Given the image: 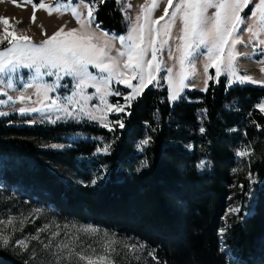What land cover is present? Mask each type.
Masks as SVG:
<instances>
[{
    "label": "trees",
    "instance_id": "trees-1",
    "mask_svg": "<svg viewBox=\"0 0 264 264\" xmlns=\"http://www.w3.org/2000/svg\"><path fill=\"white\" fill-rule=\"evenodd\" d=\"M127 2L97 4L100 29L127 30ZM262 102L264 86H228L220 78L174 102L166 86L145 88L130 108L113 116L123 128L115 122L30 124L15 113L0 116V219L30 214L35 222V208L59 222L95 224L154 249L155 259L144 264H264ZM53 142L67 145L51 147ZM245 148L250 155L239 156ZM231 194L240 209L227 228ZM26 261L49 260L43 253L33 256L30 248L0 246V264Z\"/></svg>",
    "mask_w": 264,
    "mask_h": 264
},
{
    "label": "snow or ice",
    "instance_id": "snow-or-ice-1",
    "mask_svg": "<svg viewBox=\"0 0 264 264\" xmlns=\"http://www.w3.org/2000/svg\"><path fill=\"white\" fill-rule=\"evenodd\" d=\"M26 2L33 6V21L35 10L43 9L50 16L53 13L58 15L70 13L78 27L66 32V25L62 26L39 44L34 43L28 36L16 35L8 32L7 29L3 35H0V44L7 41V46L0 48V86L7 89H15L18 84L23 88L35 87L36 94L42 96L40 103L43 105L44 101H49L51 104L47 109L43 106L22 107L19 109L21 115L42 111L71 115L67 106L50 100L48 92L52 90L51 85L31 82L41 80L45 75L55 76L57 80L62 76H70L75 79V85L72 94L65 97L68 104H78L80 112L89 119L98 120L103 127H109L112 122L108 121L107 113L125 112L149 84L159 82L157 74L162 71L171 89L170 99H178L180 92L188 86L186 81L195 71L191 58L198 46L206 49L207 62L204 64V73L207 75L209 68L215 69V77L207 75V80L216 79L218 82V77L223 74L229 77L230 82L264 84V81H258L251 75H240L235 64L240 55L236 46L243 42L238 33L247 19H252L254 23L247 26L246 31L251 34L255 43L264 47V39L260 38L264 34V0H259L258 3H253V0H177L174 8L173 0H166L167 6L158 19L153 17L162 0H147L135 21L129 23L124 35L110 34L100 29L94 13L96 5L103 3V0H88V2L54 0L53 3L39 0L38 4L34 0H26ZM250 3H253L250 17H241L240 13ZM169 8L173 9L171 13L168 11ZM210 9L215 10L214 14H209ZM161 21L165 22L161 25ZM177 21L181 25L180 34L177 36V40L180 41L177 46L179 70L174 72L173 68L163 63L160 54L172 38V30ZM3 23L8 24V20L4 19ZM113 41H118L121 45V48L116 50V55L111 54L114 48ZM90 67L96 69L100 75L90 72ZM21 69L29 70L27 81ZM261 71L264 72V68ZM126 73L131 75L126 77ZM133 79L137 81L135 86L130 82ZM113 81L125 84L131 92L121 94L119 91H112L109 85ZM55 86L59 87V85ZM89 86L95 88L100 96V102L104 105L98 113L87 108L88 101L92 99L91 96L85 95V89ZM204 90L206 91L207 88ZM3 94L7 96V101H13V97L7 92ZM111 95H123L125 103H109L106 97ZM26 99L31 97H26L23 93L18 97L20 102ZM4 103L6 101L0 100V104ZM258 107L264 112V102ZM0 115L7 113L0 112ZM115 123L121 128L124 127L122 120H117ZM149 139L141 141L140 146L147 145ZM109 147L110 145H105L103 148L106 154ZM237 154L244 157L250 155V151L245 148L239 150ZM144 164L146 165V161ZM197 167L203 168L204 161H201ZM95 182L92 181L93 184ZM230 211L238 212L239 209L232 208ZM39 212L40 209H34L31 216L38 218ZM29 219V216H23L17 220V217L12 215L0 219V224L5 227L11 226V233L6 234L0 230V246L7 247L12 241V233L17 231V225L22 231L25 222ZM40 232L47 233V242L40 237ZM33 240H36L51 257V260L46 261L45 264H130L131 260L140 259V253L146 247L138 240L119 237L115 231L90 224L78 225L75 222L65 223L62 228L55 221L51 224H43L35 233H29L15 240L14 246L26 251ZM154 251V249L150 250L149 254L152 255ZM32 255L34 256L35 252ZM153 259H155L154 255ZM25 264L28 262L26 261Z\"/></svg>",
    "mask_w": 264,
    "mask_h": 264
},
{
    "label": "rangeland",
    "instance_id": "rangeland-1",
    "mask_svg": "<svg viewBox=\"0 0 264 264\" xmlns=\"http://www.w3.org/2000/svg\"><path fill=\"white\" fill-rule=\"evenodd\" d=\"M49 3H53L54 0H48ZM85 2H88L85 0ZM147 0H128L127 6L125 9V16L128 22V27L130 22H134L137 15L140 14L141 7L145 5ZM177 0H173V8L175 7ZM259 0H253V3H258ZM253 3H250L247 7L243 9V11L240 13L241 17H250L251 12L253 11ZM38 4V3H37ZM166 0H162L160 3L158 9L154 13V19H158L160 16L163 15L164 9L166 7ZM173 9L169 8L168 11L171 13ZM214 9L209 10V14H214ZM33 13L34 9L31 3L26 2V0H0V35H3L5 33V29H7L8 32H13L16 35L21 36H28L32 39V41L36 44L41 43L42 41L48 39L51 35H53L56 31H58L62 26H65V31L67 32L70 29L77 28L78 24L74 17L68 13L64 15H58L56 13H53L51 16L48 15V13L43 10H35V20L33 21ZM95 15V13H94ZM7 19L8 24H4L3 20ZM167 20V17L165 18ZM165 21H161L160 24L162 25ZM254 23L252 19H247L245 22V25H242L240 27L238 35L240 36L242 43L237 44L236 50L240 53V55L237 57L235 64L238 67L239 74L240 75H251L254 79L258 81H264V72L261 71L262 68H264V47H262L260 44L255 43L253 37L250 33L246 31L247 26H251ZM127 27V29H128ZM156 27H160V25H156ZM181 25L180 22L177 21L176 26L172 30V38L169 40L168 44L164 46L163 52L160 54V59H162L163 63L167 65L168 67L173 68V71L176 72L179 70V52H177V46L180 43V41L177 40V36L180 34L179 29ZM93 28H95V25H93ZM23 29L24 31H20ZM102 30V29H101ZM104 31V30H103ZM127 30L120 32V33H114L116 35H124ZM112 34V33H110ZM261 39H264V34L261 35ZM114 48L112 49L111 54L116 55V50L121 48V45L118 41H113ZM7 41H4L3 44H0V48L6 47ZM227 51V50H226ZM150 56V54H149ZM192 63L194 65V73L190 76V78L186 81V84L188 85L185 87L179 94L178 99L172 100L170 99L171 96V89L167 81V77L165 73L162 71L157 74L158 83L149 84L147 87H158V86H166L168 91V99L171 102L177 101L181 99L183 96L186 95V91L188 89H199L204 90L208 87L209 82L211 80H207V75H212L215 77V69L209 68V72L206 75L204 73V64L207 62V55H206V49L203 46H198L195 48V51L192 56ZM89 71L92 72L94 75H100L96 69L89 68ZM22 74L24 75L25 81L28 80V73L29 70L27 69H21ZM130 73H126V77L130 76ZM223 78L224 81L227 83L228 86L234 85V84H245V83H251V82H245V83H239L232 81L230 82L229 77L226 75H220L218 79ZM207 80V83L205 81ZM216 80V79H213ZM34 84L39 83H47L48 85L52 86V90L48 92V96L50 100H54L57 104H62L64 106L68 107L69 112H71V115H66L63 112H56V111H42V112H28L26 114L21 115L19 112V109L24 108H31V107H44L45 109L51 107V104L49 101H44L43 105L40 103L42 100V96H38L36 94V88H23L19 84L16 86L15 89H7L5 87L0 86V100L6 101L4 104H0V112H4L10 114L15 113L18 117L23 118L22 122L24 123H35V122H57L62 120H73V121H81V120H89V121H96L100 123L98 120H92L89 119L86 115L80 112L79 105H69L65 97H68L72 94L74 90L75 85V79L70 76H62L61 79L57 80L55 76H43L41 80L38 81H31ZM134 86L137 84L136 80L130 81ZM264 86V84L260 83H253ZM55 85H59V87H56ZM146 87V88H147ZM109 88L112 91H119L121 94L130 93L131 89L126 87L125 84L117 83L113 81ZM7 92L8 95L13 97V101H7V96L3 93ZM24 94L26 97H31V99H26L24 102H20L18 100L19 95ZM85 95H89L92 97L91 100L87 103V108L90 111H93L94 113H98L100 109H103L104 105L100 102V96L96 92L95 88L92 86H89L85 89ZM113 96H115V99H113ZM109 103L112 104H124L125 101L123 99V95H111L106 97ZM83 103V101H81ZM120 112L119 114H121ZM116 112H109L107 113L108 121L112 122L109 124L112 125L116 120L113 118V116H118ZM3 116V115H0ZM59 117V118H57ZM101 124V123H100ZM67 145L66 142H53L50 144L51 147L56 148H64ZM56 168V167H55ZM67 169V168H66ZM68 170V169H67ZM71 174V172H68ZM233 194H231L229 204L226 208V212L224 215L225 220V227L230 226V217L232 215H238V212H232L230 209L232 208H238L240 209L239 202L232 199ZM35 208H33L34 210ZM47 214V213H46ZM44 214L41 210L35 216V222L33 220H28L25 222L26 226H29L28 228L24 227L22 231L19 230V226L17 225V231L12 233V241H10V244L8 246L21 250L20 248H17L14 246L15 240L22 238L29 233H35L37 228L40 226H37L36 220L42 219L43 224H51L52 221H55L56 224L60 225L61 228L65 223H77L78 225H94L91 223H85L77 220H70L67 222H59L55 219H52L50 215ZM23 216H29L30 214H26ZM23 216H16L17 220L21 219ZM42 224V225H43ZM100 227V226H99ZM26 228V229H25ZM101 229H105L100 227ZM227 228H222L220 232V242L223 249L227 250L230 248L229 240H228V233ZM35 231L33 232V230ZM0 230H2L4 233H11V226L5 227L4 225L0 224ZM107 230V229H105ZM40 237L47 242V233L46 232H40ZM132 240H138L133 237L126 236ZM57 239H60V237H57ZM139 241V240H138ZM141 242V241H140ZM31 252H35V254L43 253L44 257L47 260H51V257L49 254L42 248V246L36 241H31V244L29 246ZM150 248L146 245V247L141 251L140 253V259L131 260L130 264H144L145 261H148L150 258H153L154 253L152 255L149 254Z\"/></svg>",
    "mask_w": 264,
    "mask_h": 264
}]
</instances>
